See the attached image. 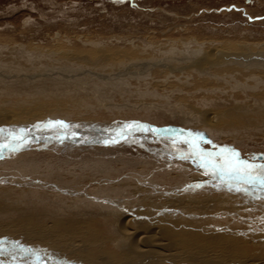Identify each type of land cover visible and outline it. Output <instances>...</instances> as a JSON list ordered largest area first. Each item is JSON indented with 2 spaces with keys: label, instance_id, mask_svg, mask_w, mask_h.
Listing matches in <instances>:
<instances>
[{
  "label": "rangeland",
  "instance_id": "374dc122",
  "mask_svg": "<svg viewBox=\"0 0 264 264\" xmlns=\"http://www.w3.org/2000/svg\"><path fill=\"white\" fill-rule=\"evenodd\" d=\"M246 48L264 51V0H0V128L63 120L80 126L71 138L82 140L147 122L203 134L212 142L205 149L264 157L263 122L229 132L230 122L218 121L226 128L218 133L184 123L264 101L262 69L248 78L235 65L229 75L192 67L193 52L218 59ZM34 135L0 159V264H264V191L230 192L176 157L190 150L183 138L137 133L78 147L54 131ZM128 218L127 240L117 227ZM164 228L168 248L156 251L173 252L166 259L128 252L136 235Z\"/></svg>",
  "mask_w": 264,
  "mask_h": 264
},
{
  "label": "snow or ice",
  "instance_id": "6c2138e0",
  "mask_svg": "<svg viewBox=\"0 0 264 264\" xmlns=\"http://www.w3.org/2000/svg\"><path fill=\"white\" fill-rule=\"evenodd\" d=\"M79 127V125H71L63 120H50L27 129L0 128V159L4 158L5 152L15 154L27 148L33 142V129L36 131H54L62 142L63 138L75 137L77 133L74 129ZM137 133L145 135L152 133L158 138L170 140L173 144L177 142L169 129L161 130L151 125L133 122L122 125L105 143L118 142L119 139L136 138ZM180 142L190 149L180 158L197 161V166L203 169L204 175L218 180L228 191L247 195L250 187L257 186L264 191V161H261L260 157L245 158L236 149L219 145H213L215 150L208 151L202 145L205 143L211 144L212 142L205 139L204 135L200 133H188ZM195 187L200 188L202 185L197 184ZM3 243V241H0V244ZM16 247H19L24 254L34 256L36 260L40 259L36 250L24 248L20 245H16Z\"/></svg>",
  "mask_w": 264,
  "mask_h": 264
},
{
  "label": "bare ground",
  "instance_id": "6f19581e",
  "mask_svg": "<svg viewBox=\"0 0 264 264\" xmlns=\"http://www.w3.org/2000/svg\"><path fill=\"white\" fill-rule=\"evenodd\" d=\"M235 48V47H234ZM236 49V48H235ZM247 49V48H246ZM259 52V51H258ZM257 52V53H258ZM192 52H190V53H188V54H191ZM198 53V52H197ZM197 53H195V52H193L192 54L194 55H190V56H193V60H194V62H193V64H192V67H195V71L196 72H198V73H205L206 72V69H203L204 67H203V63H208L209 65H210V67H216V66H222V67H225V68H227L229 65L231 66V65H235L234 67H237V68H239V67H242L243 68V71L241 72V70H240V68H239V73L241 74V75H244L245 74V72H246V77H247V75H248V78H249V74H248V72L250 73H252V74H254V73H256L257 71L256 70H259V69H262V73L264 74V51L263 52H259V54L258 55H255V54H253V52L252 51H248V49L247 50H245V49H243V51H241V52H237V50L235 51V50H231L229 53H227V51H226V54L225 53H221V54H218L217 56L219 57L218 59H216L215 57V52L214 51H212V52H210V53H206V52H203V51H201V52H199V54H197ZM215 53V54H214ZM256 53V54H257ZM220 55V56H219ZM213 58H215L216 60H212ZM80 59V58H79ZM81 60V59H80ZM247 65V66H246ZM173 67V66H172ZM203 67V68H202ZM174 69V68H173ZM220 69V68H219ZM236 69V68H235ZM255 69V70H254ZM245 70V71H244ZM173 71V70H172ZM184 71V70H183ZM219 71V70H218ZM217 71V72H218ZM219 72H221V69H220V71ZM232 72H235V71H233V68H227V69H225L224 71H223V73H225V74H228L229 75V73H232ZM222 73V72H221ZM250 73V74H251ZM214 74V73H213ZM259 74V73H258ZM220 75H222V74H220ZM232 75V74H231ZM226 76V75H225ZM251 76H253V75H250V77ZM254 76H255V74H254ZM262 77V76H261ZM264 77V76H263ZM263 77H262V79H263ZM234 78V77H233ZM232 78V79H233ZM239 78V77H238ZM243 78V77H242ZM258 78V77H257ZM253 80H255V79H253ZM256 81V80H255ZM264 81V80H263ZM252 82V81H251ZM260 82V81H259ZM231 83V82H230ZM260 84V83H259ZM232 86H233V84H231ZM230 85V86H231ZM263 85V84H262ZM255 86V85H254ZM254 86H253V89H254ZM257 86H258V84H257ZM256 86V87H257ZM242 87L244 88V86L242 85ZM242 87H238V88H242ZM259 87H260V85H259ZM258 87V88H259ZM263 87H264V85H263ZM248 88V87H247ZM243 91V90H242ZM255 92H257V91H255ZM261 93V92H260ZM263 93V92H262ZM261 93V94H262ZM264 94V93H263ZM261 97H262V95H261ZM260 97V98H261ZM256 98V97H255ZM259 98V97H258ZM257 98V99H258ZM262 99V98H261ZM262 100H260V102H261ZM256 102V101H255ZM257 102H259L258 100H257ZM260 102L257 104H255L254 105V107H252V108H250V107H247V106H244L243 104H242V106H240V107H238V108H235V109H232V110H230V111H226V113H224V114H210L209 112H207V113H204L203 112V114L204 115H202V114H198V115H196V116H190V118H187L186 119V121L184 122L187 126H189V124H190V122H192V120L191 119H193L194 121H195V123L194 124H190V126H192V127H194V128H201L200 130L202 131V132H204V133H206V132H214V133H218L219 131H221L220 129H219V127H215L214 126V124H215V122L217 123L218 121H229L230 122V126H232L231 128L229 127L228 128V130H229V132H233V131H237V129H239V127H238V125H240V127L242 128V127H244V128H246V127H248V128H250V127H253V125H254V123H256L257 121L256 120H258V121H260V122H263L264 123V101L260 104ZM251 105V104H250ZM195 111V110H194ZM196 113V112H195ZM197 114V113H196ZM208 114H210L212 117H210ZM17 115V114H16ZM255 117H257L258 119H256ZM66 118H68V117H66ZM92 118H94V117H92ZM3 119V118H2ZM214 119V120H213ZM89 120H91V119H89ZM94 121H103V120H101V119H99V117H98V119H95ZM193 121V122H194ZM187 122V123H186ZM3 123H9V118L7 119V120H5L4 119V122ZM0 124H2V122L0 121ZM3 125V124H2ZM122 125V124H121ZM262 125H264V124H262ZM262 125H260V126H258V127H261ZM202 126H204V127H202ZM213 126V128H215V129H211L210 127H212ZM220 126V125H219ZM221 127V126H220ZM191 130H193L194 131V129H191ZM226 130V128H224V130L223 131H221V132H224ZM241 130V129H240ZM239 130V131H240ZM36 130L35 129H33V133H35L36 134ZM226 132V131H225ZM228 132V131H227ZM110 135V134H109ZM33 137L35 138V139H38V137L39 136H37V135H33ZM87 137V136H86ZM88 137H90V135H88ZM68 138H71V137H68ZM90 138H92V137H90ZM51 139L52 140H54V141H57L58 139H56V138H54V137H52L51 136ZM75 140H77V141H80L81 139H79V138H74ZM99 139V137L98 138H96V140H98ZM59 140H61V139H59ZM190 151V150H189ZM127 218V217H126ZM122 219V218H121ZM132 220V219H131ZM131 220H129V218H128V220L127 219H125V220H121L122 222L121 223H119V226L117 227L118 228V231L120 232V234L121 235H124L125 237H126V239L128 240L129 238H127V236L128 235H132V230H131ZM133 224V223H132ZM144 225V224H143ZM158 228V227H157ZM140 230V229H139ZM147 230V229H146ZM159 230V229H158ZM168 229L167 228H164L163 230H161L160 232H158V231H150V232H147L146 234H140V235H136L133 239H132V241H131V247H132V249L133 250H129L128 252L130 253L131 251H135V252H138V251H141V252H148V253H150V254H156V255H161V256H167V255H170V254H172L173 252H165V251H156L157 250V248H163L164 247V245L167 247V244L165 243L164 244V242L162 243V241H161V239H160V237H158V234H160V236H161V234H162V232H166ZM136 231V230H135ZM122 232V233H121ZM137 233V232H136ZM138 234V233H137ZM169 234H176V233H170L169 232ZM163 235V234H162ZM169 236V235H168ZM123 237V236H122ZM145 237H147L148 239H149V241H150V248H147V249H142L141 247H139V243H140V241H142V239H144ZM165 237V236H164ZM170 237H172V236H170ZM125 240V239H124ZM127 240H125V243H126V241ZM187 241V240H186ZM143 242V241H142ZM142 242L140 243L141 245H142ZM144 242H146V240L144 241ZM172 242V241H171ZM180 242V241H179ZM148 243V242H147ZM164 244V245H163ZM146 245V244H145ZM173 246V245H172ZM145 247V246H144ZM160 248V250H163V249H161ZM168 248V247H167ZM172 248V247H171ZM178 249V248H177ZM128 250V249H127ZM171 250V249H170ZM126 251V250H125ZM124 251V252H125ZM166 251H167V249H166ZM231 253V252H230ZM138 255H139V253H137ZM232 254V253H231ZM240 254V253H239ZM135 255H136V253H135ZM174 255V254H173ZM176 255V254H175ZM187 255V254H186ZM185 255V256H186ZM176 256H178V255H176ZM191 256V255H190ZM193 256V255H192ZM191 256V257H192ZM150 257V256H149ZM162 257V259H164ZM169 257V256H168ZM174 257V256H173ZM235 257V256H234ZM159 258V257H158ZM161 258V257H160ZM159 258V259H160ZM182 258V257H181ZM166 259V258H165ZM186 259V258H185ZM184 259V260H185ZM157 260V259H156ZM183 260V259H182Z\"/></svg>",
  "mask_w": 264,
  "mask_h": 264
},
{
  "label": "water",
  "instance_id": "95a60500",
  "mask_svg": "<svg viewBox=\"0 0 264 264\" xmlns=\"http://www.w3.org/2000/svg\"><path fill=\"white\" fill-rule=\"evenodd\" d=\"M139 123H141V124H143V125H150L149 123H147V122H139ZM153 127V126H152ZM154 128H156V129H161V130H163V129H169V130H171V134L176 138V137H181V138H185L186 136H187V134L189 133V132H187V131H184L183 129H180V128H175V127H162V128H158V127H154ZM100 131V130H99ZM98 131V132H99ZM116 132V131H115ZM114 132V133H115ZM106 132L104 131V133H103V131H100L99 132V134H100V138L98 139V140H96L95 138H90V137H86L85 139H84V137H83V139L82 140H80V141H77V140H75L74 138H63V142H68V143H72V144H74L75 146H82V147H98V146H103V145H106V144H109V143H105V141H108V140H110V138L113 136V135H108L107 133L105 134ZM38 139H39V137H38ZM120 140H122V139H119L118 141H120ZM113 142H115V141H112V142H110V143H113ZM131 145H135V146H137V147H140V148H143V149H145V151H147V152H150V153H152L151 152V149L149 148V147H146L145 145H143V144H141V143H134V142H129ZM204 148V147H203ZM150 149V150H149ZM214 148H213V145H212V149L210 150V149H207L208 151H214L213 150ZM156 150V149H155ZM164 154H166V153H164ZM182 155H180V154H178V155H176V157H181ZM260 158H261V160H263L264 159V157L263 156H260ZM192 161L194 160V159H191ZM195 161V160H194ZM196 163H198L197 161H195Z\"/></svg>",
  "mask_w": 264,
  "mask_h": 264
}]
</instances>
